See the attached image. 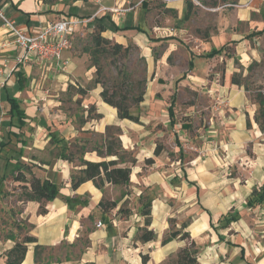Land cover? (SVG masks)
<instances>
[{"label": "rangeland", "instance_id": "374dc122", "mask_svg": "<svg viewBox=\"0 0 264 264\" xmlns=\"http://www.w3.org/2000/svg\"><path fill=\"white\" fill-rule=\"evenodd\" d=\"M39 1L44 5L45 9L43 12L56 18L73 15L87 19L92 15L94 16L85 26L73 34L70 48L66 50L70 51L74 58L80 59L76 63V69H69L68 66L65 71L59 70V73L68 72L67 75L72 80V82H68L65 85L66 91L61 92L59 89L61 86L59 88L54 86V84L52 86L50 84L51 81L45 84V87L50 90L47 95L48 99L55 102L56 105L52 106L50 102V104L48 103L50 106L47 105L45 110L47 116L45 119L46 127H43V133L48 134V131L53 129L58 134L57 128L63 126H59L57 122L64 120V117L67 121L76 124L86 120L98 119L100 114L96 112L94 101L96 99L97 101H102L97 91L100 93L102 88H104L107 90V94L114 95L113 98L115 100H125L130 112L138 115L140 123L141 119H145L148 122L146 126L149 128L154 127L153 135L156 136L154 146H158L159 153L167 155L168 159L175 162V166L180 167V170L183 169V164L191 167V170H189L190 178L203 188V192L201 191L200 193L202 201V204H200L195 196L194 188L188 186L191 188L189 189L192 190L191 192L180 188L178 178L180 180L184 178V174L182 175L184 170L179 171L181 173L180 176L166 175V179L170 184L169 189L166 188L167 195L164 193V187H161L160 183L153 187V195L158 197L160 196L158 194H163L165 202L170 209L172 208V217L168 221V232L179 228L183 222L190 223L193 221L194 216L201 213L206 202H212L211 204L214 207L219 206V204H216L218 200L216 184L218 182H228L238 177L240 180H244L245 176L237 175V165L235 164L234 167L224 166L219 172L213 169V166L219 167L217 159L222 153H225L220 143L215 140H223L224 132L228 130V126L220 122L224 109L228 104L220 101L222 97L219 99L214 95L212 90H210V83L215 78L216 84H220L223 81L224 57H232L234 59V67L243 83L242 89L245 91L249 102L254 105L250 119L251 124L255 122L254 117L257 116L264 127V107L262 110L257 103L260 99L264 102V33L246 37L257 29L249 32L248 23L240 22L236 19L239 17L235 15V12L240 9L238 0H100L99 4L104 6L105 9H100L99 13L96 14L99 4H96L95 0ZM188 1H190L191 7L190 11L187 12ZM109 8H117L118 10L115 12ZM101 13L103 15H100ZM252 17L258 19L259 15L253 13ZM102 20L103 25L108 29L102 32L101 36L109 39L111 43H120L124 50L112 55L108 52L111 51L109 46L102 44L107 52L98 55L102 71L101 75H96V68L91 66V52L94 48L93 35L97 33L96 24ZM111 22H117L118 26L131 24L144 30L147 40L152 43L150 46L152 59L144 55L137 30L127 29L118 32ZM260 27L263 28L264 24L259 25L258 28ZM229 34L231 36L234 34L233 36L236 38L240 37L241 41L246 40L242 48L247 53L250 52L251 59H248L244 53L242 62L239 59H235V54L237 53L235 44L239 41L228 39ZM210 36H213L214 39L219 38L220 43L225 37L227 39L224 42L226 45L224 51L220 55L207 58L205 54L210 49L206 52L203 44L207 42ZM166 51L169 52L167 60L174 65L173 70L176 69L177 71L173 79V87L170 89L173 93L171 95L168 94L162 104L149 105L147 103L143 104V101L139 104H134L132 98L141 92L144 98L145 94H148L150 81L156 77L152 60H155L161 52L165 53ZM220 57H223V59ZM190 61L193 62L191 68L189 67ZM78 67L80 74H77ZM89 69L91 70L90 72H88ZM182 75L184 77L179 79ZM96 79L100 80L102 85L95 84L94 81ZM82 88L87 89L85 95L78 93V90ZM172 95L175 115L174 123L171 125L168 124L166 109ZM23 106L27 108L28 102L24 101ZM37 108L35 110L36 113L42 112L39 106ZM27 112H29L28 109ZM6 113V109L0 108V139H6V125L8 122ZM60 116L63 119H60ZM115 127L117 126L109 125L105 128L104 133L101 134L90 133L87 141H85L86 149L94 146L101 148L102 144L110 139L114 142V147H117V137H119L121 130L118 134ZM257 129L259 130L258 125ZM24 130L28 136L34 132L35 128L26 125ZM261 134V138H264V132H261ZM93 142H95V145ZM261 143L262 146L258 147L257 145V148L262 147L263 149H260L259 152H264V143L263 141ZM81 144H84L82 138L81 140L62 139L58 145L49 141L40 157L46 158L51 162L56 157L57 152L67 148V150L72 149L75 152L76 160L74 162L78 163L77 157L79 154L76 153V146ZM245 151L248 155H252L253 148H246ZM33 153L38 156L37 152H33L30 149L26 150L23 156H30ZM120 154L125 160L134 158V150L123 149ZM22 162L30 166L31 172H37V163H31L23 157ZM126 163L127 165H132L128 161ZM0 164H3V162L0 161ZM202 164L206 168H210V171H206ZM25 175L27 179L30 178L29 173ZM11 177L8 174V179H11ZM257 181L262 186L258 187V189L254 187L249 192L246 196L244 207L238 208L240 210H237V207H231L225 213L212 215L213 229H211L213 231L229 228L228 233L235 234L233 230H239L236 226V222H239L242 229L241 231L239 230L242 234L241 236L248 241L245 247L246 256L243 259L235 256L232 261H229L230 264H251L254 259L250 257V252L253 254L255 252V247L253 246L255 242L251 238L263 239L261 243H264V212L260 211V207L264 204V174L258 176ZM102 191H104V198L102 199L105 202L110 201L111 198L119 202L118 208H121V211H117L116 215L120 213L122 216L126 212H132L131 205H129L131 199L121 201L124 195L130 196L132 193L135 195L134 207H136L138 202L141 204L147 203L149 198V195L146 196L143 192L138 196V192L130 188L129 183L127 185H116L113 188H103ZM6 193L8 194L7 191ZM19 195L21 196V193ZM2 210L3 212L0 214V237L13 234L14 232L16 240L22 241L27 236L30 225L23 220L17 221L14 219V214L12 217L7 213L8 211H4L3 208ZM139 210L138 208L136 209L137 212ZM11 211L14 212L12 209ZM185 241L188 243L190 240L186 239ZM256 244L259 245L260 243ZM195 246L198 250V261V254L204 248L201 250V245L197 243H195ZM51 248L41 249L40 263L53 261V259L60 262L63 258L75 257L73 250L71 253H65L67 249L65 243L57 246L55 250ZM230 257H233L232 254ZM173 259L174 256L161 264H173Z\"/></svg>", "mask_w": 264, "mask_h": 264}, {"label": "crops", "instance_id": "0c3cea01", "mask_svg": "<svg viewBox=\"0 0 264 264\" xmlns=\"http://www.w3.org/2000/svg\"><path fill=\"white\" fill-rule=\"evenodd\" d=\"M238 3L240 4V9L236 10L235 15L239 18L236 19L240 22L248 23L249 32L255 29H262V27H258L264 24V0H238ZM0 7L4 11L7 20L30 32L38 30L49 21L58 19L44 13V5L39 0H0ZM253 13L258 14L259 18L254 19L252 17ZM100 15H103V13ZM114 23L118 26L117 22ZM130 25L123 24L118 27ZM137 33L138 36L140 35V38H138L141 40V48L144 55L152 59L150 52L152 43H149L150 41L147 40L145 32ZM233 35L229 34L228 39L239 41L235 44L237 52L235 59H239L242 62L244 60L242 58L243 53L248 59H251L250 52L247 53L242 48L246 40L241 41L240 37L236 38ZM13 38V35L7 31L4 20L0 18V108L6 109V112L8 110L6 90L4 89L5 84L7 89L19 101L20 106L25 110L26 125L35 128L34 132L27 136L24 130L26 125L23 127L24 133L21 138L25 140V145L22 149L23 153L29 149L37 152L39 157L34 153L30 156H23L22 153L21 160L23 157L31 163H37V172H32L41 179L48 178L59 188L58 196L46 203V213L40 214L38 212V202L24 200L19 195L21 193V186L24 184L28 186V183L15 181L13 177L8 179V169L3 170L2 164H0V214H2L3 208L4 211H8L9 215L12 216L14 214V219L17 221H25L30 225L27 235L34 237L36 240L27 245V251L21 264H35V245L52 247L51 249L55 250L62 243H65L67 246L65 253H71L73 250L75 257L63 258L60 262L53 259V261L50 260L38 264H142L140 256L147 254L148 260L144 264H161L169 255L185 246L187 242L176 237L165 244L161 243L169 229L168 221L172 217V208L170 209L169 205L165 202L163 194H158L160 196L155 197L152 189L157 183H160V186L164 187V193L167 195L166 188L169 189L170 184L166 179V175L180 176L181 173L179 171L184 170L185 173L182 171L184 178H181V180L178 178L180 188L191 192L192 190H189L191 188L188 187L190 186L194 188L196 196V188L198 187V202L202 204L200 193L201 191L203 192V188L190 178L189 170H191V167L183 164V169L180 170V167L175 166V162L168 159L167 155L161 153L154 155V141L156 139V136L153 135L154 127L149 128L146 126L148 122L145 119H141V123L120 119L117 117L115 108L103 101H97V99L94 102L96 112L100 114L98 119L86 120L76 124L67 121L63 115L64 120L57 122L59 126H63L57 128L59 136L57 137L58 134L53 129H50L48 134H44L43 127H46L45 119L47 116L45 110L47 105L49 102L52 103H49L52 106L56 105L55 102L48 99L47 95L50 90L45 87V84L51 81L50 84L52 86L53 84L58 88L61 86L59 89L61 92H64L67 89L65 85L68 82H72V80L67 75L68 72L59 73L49 63L39 64L33 60H28L17 65L16 56L20 51L15 48ZM225 39L227 37L224 40L222 39L223 42L221 41L220 43L219 38L214 39L213 36H210L207 42L203 44L204 49L207 52L212 47H219L224 44ZM168 54L169 52L167 51L165 53L161 52L155 60H152L156 77L152 78L149 83V91L144 96L143 104H162L167 95L173 93L170 89L173 87V79L177 71L176 69L173 70L174 65L167 60ZM64 57L69 60V69H76V63L80 59L74 58L70 51L64 52ZM233 60L232 57H224L223 81L220 84H216L215 78L210 83V90H212L214 95L219 99L222 97L220 101L228 104L224 109L220 121L222 124L228 126V130L224 132L223 140H215L220 143L225 153H222L219 159L216 158L219 167L213 166V169L219 172L224 166L234 167L235 164L237 165V175L245 176L244 180H240L238 177L239 179H232L228 182H218L215 187L218 196L216 204H219V206L214 207L211 204L212 202H206L203 210L201 209V213L194 216L193 221L188 224L187 231L190 239L201 245V250L204 248L198 254V262L201 264H230L229 261H232L235 256L240 258V246L244 248V256H246L245 247L248 241L241 236L240 231L242 229L239 222H236V226L240 231L234 229L235 234H229V228L226 230L220 229V231L217 230L215 232L212 230L213 228L210 226V223H212V215L215 213H225L231 207H237V210L244 207L246 196L249 192L254 187L258 189V187L262 186L257 180L258 176L264 174V152H259L263 148H257V145L258 147L262 146L261 141L264 143V138H261L262 134L257 129L256 123L253 122L251 124L250 121L254 105L249 102L242 87L230 82L231 75L236 71ZM19 68L24 72L26 84L22 91H14V76L11 72L17 71ZM90 71L89 69L88 72ZM77 72V74H80L79 67ZM97 94H99V91H97ZM24 101L28 102L27 108L23 106ZM38 106L42 111L40 113L35 112ZM27 109L29 112H27ZM60 119H63L62 116H60ZM248 121L249 126H247ZM168 124H170L169 119ZM8 125L9 122H7L6 126L8 127ZM109 125H115L120 128L119 140L121 147L124 150H134L135 162L132 165H127L126 162H123L119 163L118 166H127L131 169L129 187L137 191L138 196L142 192L146 196L149 195L148 201H151V221L148 229L154 231L156 235L154 240L141 242L137 238L139 229L144 227V217L139 211H136L137 208H141L142 204L136 202L137 205L134 207L135 195L133 193L130 196L124 195L121 200L131 199L129 205H131L132 212L128 215L122 216L120 213L116 215L119 209V202L109 212L102 213L98 203L104 198L103 189L100 190L95 187L90 180L81 183L76 189L71 187V171L72 169L79 168L78 163L74 162L76 159L73 162H68L54 157L50 162L48 159L40 157L46 144H48L50 138L53 136L59 139L57 145L60 144V140L62 139L81 140V138L85 144L90 133H104L105 128ZM11 130L17 131L13 127ZM152 136L154 137L152 138ZM93 144L95 145V142ZM17 146L20 147V143H17ZM246 148H253L252 155L247 154ZM173 151L175 152V150ZM83 158L89 161L116 159L115 156L101 157L92 148L87 149ZM148 158L152 160L151 163L145 162ZM202 167L206 171H210V168H206L203 164ZM185 174H187V179H185ZM114 186L105 183L103 188H113ZM110 201H114V198H111ZM262 205L260 211L264 212V204ZM97 221L103 222V226L96 227ZM13 235L16 240L14 232ZM15 240L9 239L6 236L0 237V264L5 262L6 252L13 246ZM251 240L255 242L253 245L255 252L254 254L250 252V257L254 259L251 261V264H264V243H261L263 239L251 238ZM228 242L234 245H229ZM256 243L260 244L257 245ZM65 253L64 255H66ZM231 254L233 257H230Z\"/></svg>", "mask_w": 264, "mask_h": 264}, {"label": "trees", "instance_id": "16d2710c", "mask_svg": "<svg viewBox=\"0 0 264 264\" xmlns=\"http://www.w3.org/2000/svg\"><path fill=\"white\" fill-rule=\"evenodd\" d=\"M191 3L190 1L187 2V12L190 11ZM1 8V7H0ZM187 16V13H186ZM112 23V22H111ZM116 31H123L127 29H135L138 32L144 31L139 28L138 26H116L114 23H112ZM97 33L93 35V50L91 52V58H92V67L96 68V75H101V65L99 63L98 55L103 52H107L104 46L102 44L109 46L110 52L112 55L120 53L122 50H124L123 46L120 43L113 42L111 43L109 39L104 38L101 36V33L106 31L107 27L103 25L102 22H98L96 24ZM264 33V27L260 30H256L254 32L249 33L246 37H249L251 35H261ZM225 44L219 46V47H212L205 56L207 58L214 57L216 55H220L225 48ZM19 65V64H17ZM189 67H192V62H189ZM14 76V91H22L26 84V78L24 76V72L21 68H19L17 71L11 72ZM223 75V72H222ZM183 76L180 77L183 78ZM95 84H101L102 82L98 79H96ZM230 82L232 84H235L239 87L243 86V83L241 82V79L239 78L238 72H233V74L230 77ZM4 89L6 90V102L8 103V110H7V118L9 125L7 127L6 131V139L0 140V160H2V168L3 170L8 169V174H10L15 181L28 183L27 185L21 186V196L24 200L28 201H36L39 203L38 212L40 214L46 213V203L52 201L54 198H56L59 194V188L57 185L49 180L48 178L41 179L38 176H36L33 172H31V168L29 169V165L25 164L21 160V156L23 153V146L25 145V140L21 138L23 132V127L26 125L25 119H26V113L25 110L20 106L19 101L13 96V93L10 92L7 89V86L4 84ZM87 89H79L78 93L81 95L86 94ZM107 90L102 88L99 95L102 99V101L113 108L116 109L117 117L120 119H127L132 122L138 123L139 117L138 115H134L130 112L129 106L126 104L125 100H115L113 98V94H107ZM144 100L143 93L134 96L132 98V102L134 104H139ZM259 107H264L263 100H258ZM173 95L170 97V102L167 106V116L169 119V123L172 125L174 122V109H173ZM254 121L257 123L258 128L261 132H264V127L262 121L259 120L257 116L254 117ZM247 126H249V121L247 122ZM16 129L17 131L11 130V128ZM118 131H120L119 127H115ZM117 147H114V142L110 139L109 141L102 144V147L94 146L92 147L93 151H96V153L101 157H108V156H115L116 159H110V160H100V161H89L85 160L83 158L84 153L87 151L85 144H81L77 147L76 153L79 154L77 157L79 168L73 169L70 174L71 178V187L73 189H76L81 183L85 181H92L95 187L102 190L105 183H109L112 185H127L129 183L130 179V173L131 169L127 166L120 167L118 166L119 163L123 162H130L133 164L135 162L134 158H131L130 160H125L122 158V154L120 152L123 150L121 147L119 137ZM50 142H59V139L55 136L50 138ZM17 143H20V147L17 146ZM160 150L158 149V146L155 145L154 147V155H158ZM57 158L64 159L68 162H73L75 159V152H73L72 149H61L56 154ZM146 163H151V159H146ZM26 173H29L30 178L27 179ZM3 179V177H1ZM185 179H187L185 175ZM196 197L199 199L198 195V187L196 188ZM117 202L114 201H104V199L100 200L98 203V206L102 213L109 212L111 209L116 207ZM118 211H121V208H119ZM140 214L144 217V227H142L137 235V238L141 242H148L151 240H154L156 235L153 230L148 229V226L150 225L151 221V203L148 201L147 203L142 204L140 210ZM130 212H126L125 214L128 215ZM234 217V216H233ZM232 219V218H231ZM189 223L183 222L179 228L169 230V232L166 233V235L163 237L161 243L165 244L168 241H171L172 239L178 237L180 240H186L189 239L190 241L183 247L177 250L173 255H169L165 261H167L169 258H172L174 256V259L172 260L173 264H200L197 261V247L195 246V242L190 239L189 233L187 228ZM210 226L213 227L212 223H210ZM9 239L15 240L13 234H8L6 236ZM35 238L32 236H25L22 241H14L13 246L6 252V259L3 264H21L25 253L27 251V245L29 243L35 242ZM229 245H234L231 242H228ZM238 246V244H236ZM42 250L49 249V247H44L40 245L34 246V263L38 264L40 263V253ZM44 253V252H43ZM42 254V253H41ZM141 262L142 264L146 263L148 260V256L141 255ZM244 257V248L240 246V258L243 259Z\"/></svg>", "mask_w": 264, "mask_h": 264}, {"label": "built area", "instance_id": "2783aa9c", "mask_svg": "<svg viewBox=\"0 0 264 264\" xmlns=\"http://www.w3.org/2000/svg\"><path fill=\"white\" fill-rule=\"evenodd\" d=\"M96 4L100 0H95ZM100 9H105L99 4L96 13ZM117 11V8H109ZM0 18L4 20L7 31L13 35V43L20 53L16 56L17 64L28 60H33L39 64L49 63L58 71H65L69 65V60L64 57V52L70 48L73 34L94 18H82L79 16H61L56 20L45 23L38 30L30 32L21 26L7 20L4 11L0 8ZM96 227L103 226L101 221H97Z\"/></svg>", "mask_w": 264, "mask_h": 264}]
</instances>
